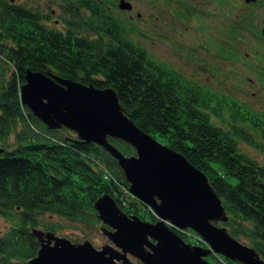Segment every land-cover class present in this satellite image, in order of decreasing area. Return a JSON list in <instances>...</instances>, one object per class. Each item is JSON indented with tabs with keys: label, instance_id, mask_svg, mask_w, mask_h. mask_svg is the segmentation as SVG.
<instances>
[{
	"label": "trees",
	"instance_id": "trees-1",
	"mask_svg": "<svg viewBox=\"0 0 264 264\" xmlns=\"http://www.w3.org/2000/svg\"><path fill=\"white\" fill-rule=\"evenodd\" d=\"M75 1L88 14L72 11L58 29L43 24L47 14L0 0V218L10 223L0 236V264H28L37 256L34 228L43 225L55 234L66 229L42 222V216L98 228L94 205L105 195L128 216L158 221L136 198L124 199L119 185L129 184L104 148L82 143L67 128L49 130L22 105L27 69L115 90L125 114L142 131L209 178L226 209L230 235L264 259V166L240 146L264 155V124L234 100L154 59L129 38L124 20L107 4ZM224 111L230 112L229 121ZM110 142L126 156L136 154L122 141ZM104 168L114 181L104 178Z\"/></svg>",
	"mask_w": 264,
	"mask_h": 264
},
{
	"label": "water",
	"instance_id": "water-1",
	"mask_svg": "<svg viewBox=\"0 0 264 264\" xmlns=\"http://www.w3.org/2000/svg\"><path fill=\"white\" fill-rule=\"evenodd\" d=\"M25 81L22 104L49 130L65 127L82 143L104 148L118 162L131 193L158 218L157 223H149L128 216L105 195L94 207L111 244L96 249L90 241L73 243L34 229L40 249L28 264H132L129 255L143 264H210L206 257L213 253L235 263L264 264L254 248L222 226L229 218L209 178L182 154L142 131L125 114L115 90L30 69ZM110 139L130 145L136 155L125 156ZM169 225L194 231L210 248L187 244Z\"/></svg>",
	"mask_w": 264,
	"mask_h": 264
},
{
	"label": "rangeland",
	"instance_id": "rangeland-1",
	"mask_svg": "<svg viewBox=\"0 0 264 264\" xmlns=\"http://www.w3.org/2000/svg\"><path fill=\"white\" fill-rule=\"evenodd\" d=\"M146 1L147 0H134V2H132L135 8L133 15L135 16L137 27L141 32L150 36V38H145V36L138 34L136 39L138 43L155 56L156 60L158 59L159 62L166 64L179 72L186 79L204 88L233 98L238 103L246 105L251 109H256L261 112L264 110L261 99L253 95L264 94V78L262 79V75L256 72V64L251 55L248 56L249 64H244L245 58L243 55V48L249 49L247 44H243L242 42L237 43L238 46H232L233 49L230 54H228V51H225V47H222L223 45L218 46L213 43H206L205 46L215 50V53L207 49L196 50L199 42H206L211 36L217 43H220V37L222 36L221 31L212 28L210 36L203 31V27L206 23L201 20L195 21L191 19L189 21H179L176 13V7L179 5L175 2H167L166 5L164 3L162 5L157 3V8L148 9L146 7ZM188 1L197 9H201L197 4L198 2L202 4L201 0ZM232 1V16H234V13L242 12L246 4L244 0ZM234 1L239 2V4L237 3V6H235ZM16 3L23 4L33 9L37 7V9L42 12L48 9V0H16ZM241 5L242 9H240ZM209 8L213 9L212 11L216 10L213 8V5H209ZM138 13L142 14V19L137 18ZM146 16H149L151 21L149 31L146 30V27L148 28V26L145 25ZM201 23L205 25L201 27ZM180 47H182L184 51ZM234 49L239 53L235 54ZM249 53H251V51H249ZM224 55H226L227 58H225ZM248 77L254 80L253 87H251V84H247ZM224 114L225 120L228 121L231 117L230 112L224 111ZM240 146L244 153L264 166L263 154L244 143H241ZM229 180L231 183L236 184L235 178L231 177ZM41 220L45 223H54L64 226L66 229L60 230L57 236L65 237L73 243L90 241L96 249H101L103 246L111 244L108 238L102 233L100 229L101 226L93 229L49 215L42 216ZM9 227L10 223L0 218V236ZM37 229L45 231L43 225H40ZM181 235H183L181 238L187 244L202 248L205 247L204 244L199 241V237L193 232L188 231L186 233H181ZM197 242L199 244H196ZM201 244H203V246ZM128 259L132 264H143L133 256L129 255ZM216 259L217 261L220 260L218 258ZM206 261L210 264H215L212 255L206 257ZM221 264L224 263L221 261Z\"/></svg>",
	"mask_w": 264,
	"mask_h": 264
},
{
	"label": "flooded vegetation",
	"instance_id": "flooded-vegetation-1",
	"mask_svg": "<svg viewBox=\"0 0 264 264\" xmlns=\"http://www.w3.org/2000/svg\"><path fill=\"white\" fill-rule=\"evenodd\" d=\"M91 1L98 3V5L103 7L107 4L106 7L110 8L116 17L124 20L125 26L130 34L129 38L135 40L134 32L136 28V19L133 15V11L135 9L134 5L132 10H121L120 4L122 0ZM126 1L129 3L134 2V0ZM167 2H175L179 5L176 7L177 18L179 21H189L191 19L195 21L201 20L206 23V25L201 23V27L205 25L203 27V31L210 36L212 28L221 31L222 36L220 37V43H217L211 36V38L206 42H199L196 50L207 49L208 51L215 53V50L205 46L206 43H213L218 46L223 45L222 47H225V51H228V54H230L233 49L232 46H238L237 43L242 42L243 44H247L249 49L245 47L243 48V55L245 58L244 64H249L248 56L251 55L256 64V72L262 75V79L264 78V0H256L250 4L245 3L246 6L243 7V11L240 13H234V16H232V0H201L202 4L200 2L197 3L198 7L201 9H197L188 0H147L146 7L148 9L157 8V3L159 5H162L163 3L166 5ZM75 3V0H48V9H46L45 12L40 11L37 7L35 10L47 14L48 18L43 20L44 25L49 28L63 29V20L65 17H70V12L76 11L81 14H88L87 9L77 7ZM237 3L239 4V2L234 1L235 6H237ZM209 5H213V8L216 10L212 11L213 9H210ZM240 9H242V5ZM141 15V13H138L137 17L142 19ZM145 25L148 26V28L146 27V30L149 31L151 27L149 16H146ZM180 48L184 51L182 47ZM234 51L235 54L239 53L235 49ZM249 51H251V53H249ZM224 57L227 58L226 55H224ZM203 68L206 69L205 67ZM247 84H251V87H253L254 80L251 77H248ZM253 95L260 98L264 105V94ZM251 113L256 118L258 123L264 124V110L261 112L256 109H252ZM196 244L199 243L197 242ZM201 245L203 246V244Z\"/></svg>",
	"mask_w": 264,
	"mask_h": 264
},
{
	"label": "bare ground",
	"instance_id": "bare-ground-1",
	"mask_svg": "<svg viewBox=\"0 0 264 264\" xmlns=\"http://www.w3.org/2000/svg\"><path fill=\"white\" fill-rule=\"evenodd\" d=\"M132 41H134V42H135V40H132Z\"/></svg>",
	"mask_w": 264,
	"mask_h": 264
}]
</instances>
